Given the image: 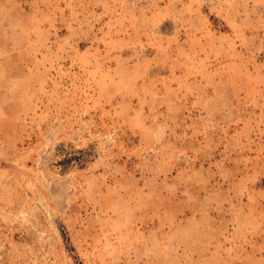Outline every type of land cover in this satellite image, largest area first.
Masks as SVG:
<instances>
[{"label": "rangeland", "instance_id": "obj_1", "mask_svg": "<svg viewBox=\"0 0 264 264\" xmlns=\"http://www.w3.org/2000/svg\"><path fill=\"white\" fill-rule=\"evenodd\" d=\"M0 264H264V0H0Z\"/></svg>", "mask_w": 264, "mask_h": 264}]
</instances>
